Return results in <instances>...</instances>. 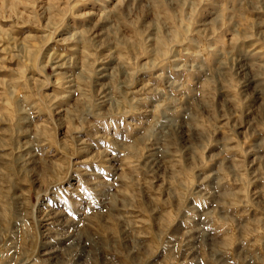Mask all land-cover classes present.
I'll use <instances>...</instances> for the list:
<instances>
[{
	"label": "rangeland",
	"instance_id": "obj_1",
	"mask_svg": "<svg viewBox=\"0 0 264 264\" xmlns=\"http://www.w3.org/2000/svg\"><path fill=\"white\" fill-rule=\"evenodd\" d=\"M0 264H264V0H0Z\"/></svg>",
	"mask_w": 264,
	"mask_h": 264
}]
</instances>
